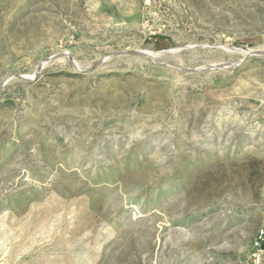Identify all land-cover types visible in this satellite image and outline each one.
I'll list each match as a JSON object with an SVG mask.
<instances>
[{
  "label": "rangeland",
  "instance_id": "374dc122",
  "mask_svg": "<svg viewBox=\"0 0 264 264\" xmlns=\"http://www.w3.org/2000/svg\"><path fill=\"white\" fill-rule=\"evenodd\" d=\"M0 264H264V0H0Z\"/></svg>",
  "mask_w": 264,
  "mask_h": 264
},
{
  "label": "water",
  "instance_id": "95a60500",
  "mask_svg": "<svg viewBox=\"0 0 264 264\" xmlns=\"http://www.w3.org/2000/svg\"><path fill=\"white\" fill-rule=\"evenodd\" d=\"M73 63H74V62H73ZM41 68H42V67H40V68L38 69L37 73H39V72H40Z\"/></svg>",
  "mask_w": 264,
  "mask_h": 264
},
{
  "label": "built area",
  "instance_id": "2783aa9c",
  "mask_svg": "<svg viewBox=\"0 0 264 264\" xmlns=\"http://www.w3.org/2000/svg\"><path fill=\"white\" fill-rule=\"evenodd\" d=\"M259 245V242H256V246H258Z\"/></svg>",
  "mask_w": 264,
  "mask_h": 264
}]
</instances>
